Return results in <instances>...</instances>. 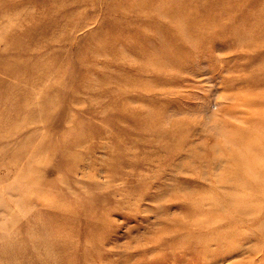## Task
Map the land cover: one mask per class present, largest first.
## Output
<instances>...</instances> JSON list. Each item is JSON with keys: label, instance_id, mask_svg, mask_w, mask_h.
Segmentation results:
<instances>
[{"label": "rangeland", "instance_id": "obj_1", "mask_svg": "<svg viewBox=\"0 0 264 264\" xmlns=\"http://www.w3.org/2000/svg\"><path fill=\"white\" fill-rule=\"evenodd\" d=\"M263 126L264 0H0V264H264L162 246Z\"/></svg>", "mask_w": 264, "mask_h": 264}, {"label": "bare ground", "instance_id": "obj_2", "mask_svg": "<svg viewBox=\"0 0 264 264\" xmlns=\"http://www.w3.org/2000/svg\"><path fill=\"white\" fill-rule=\"evenodd\" d=\"M189 25L191 30L193 25L192 23ZM242 139L245 140L246 138L242 137ZM249 148V146H246L245 151L247 152ZM238 154L239 152L233 149L232 152L221 153L214 157L212 162L225 160L229 162L232 160L233 165L237 166L240 172L243 171V173L239 175L237 174L238 171H236L226 174L228 178L219 177L215 181L216 185L212 186V191H215L214 188L217 185H225L233 191L251 187L254 189V193L250 197L246 195L229 199L217 192L212 197L199 195L190 198L192 202L184 201L187 214L169 225L177 228V235L167 237L162 243L163 247H182L188 251L196 250L197 252L214 254L215 251H221L224 248L230 251L231 249L242 247L245 239L252 238L245 231L247 229L243 227L245 225L254 226L258 223L264 230V203L262 202L264 200V176H259L261 174L259 170L263 167L258 165L260 160H249L247 155L242 157ZM260 163L263 164L262 162ZM246 173L248 175L244 177L243 175ZM258 179L261 180L257 181ZM201 189L206 190L208 188L203 186ZM193 194L195 195L196 192ZM178 235H180L179 238H177ZM182 237L184 238L182 239ZM211 244L216 247L215 251H211Z\"/></svg>", "mask_w": 264, "mask_h": 264}]
</instances>
